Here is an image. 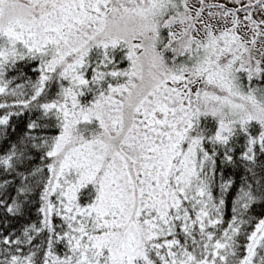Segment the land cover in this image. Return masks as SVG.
Segmentation results:
<instances>
[{
  "label": "snow or ice",
  "instance_id": "snow-or-ice-1",
  "mask_svg": "<svg viewBox=\"0 0 264 264\" xmlns=\"http://www.w3.org/2000/svg\"><path fill=\"white\" fill-rule=\"evenodd\" d=\"M0 264H264V0H0Z\"/></svg>",
  "mask_w": 264,
  "mask_h": 264
}]
</instances>
